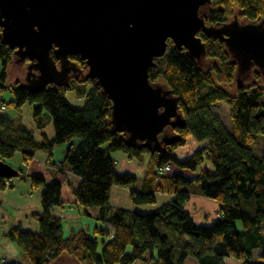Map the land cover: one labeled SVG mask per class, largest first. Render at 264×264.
<instances>
[{
    "label": "trees",
    "instance_id": "trees-1",
    "mask_svg": "<svg viewBox=\"0 0 264 264\" xmlns=\"http://www.w3.org/2000/svg\"><path fill=\"white\" fill-rule=\"evenodd\" d=\"M235 8L244 21L264 19V0H211L205 23L226 22ZM201 36L206 49L201 60L188 57L184 48L179 49L168 40L165 54L155 58L157 65L149 69V80L161 81L172 91L185 118L183 125L173 128L176 140L161 153L127 146L124 134L112 130L109 102L94 79L73 81L66 89L50 84L30 89L17 80L8 83L7 69L14 63L12 49L0 42V102L5 108L29 104L35 124L40 127L38 118L45 114L53 130L51 139L40 133L39 140L34 141L16 119L0 114V160L9 163L13 152L19 151L21 162L26 163L38 149L50 154L56 144L67 143L62 163L79 177L73 190L74 202L84 214L90 207H98L101 212L102 225L94 227L91 236L82 229L70 230L63 236L62 221L51 212L53 207L63 205L60 184L28 174L32 188L42 187L40 211L34 216L37 231L13 226L5 233L28 264H51L61 254L76 264H132L136 260H144L145 264H183L189 256L199 264H223L224 257L239 259L242 264H264V248L257 261L251 260L258 239L252 238V243L245 246L241 237L250 228L264 229V153L258 156L251 148L264 135V73L255 71L250 75L254 80L247 85L237 81V64L222 39ZM232 83L235 90L228 92L224 85ZM81 85L86 89H81ZM67 92L82 98L80 106L71 105ZM2 93L10 98L3 99ZM217 101L230 107L232 132L210 108ZM75 138L78 141L73 144ZM188 138L204 143L190 156L180 158L176 152L186 145ZM116 150L125 151L129 157L148 154L139 188H135L134 176L115 171L110 152ZM165 163L198 172L194 179L177 172L158 174L157 167ZM15 169L17 176L22 174ZM7 181L0 174V189L6 187ZM159 181L170 197L151 210L118 208L111 212L106 206L111 185L128 187L134 206L154 204ZM191 192L217 203V216L211 224L195 223L184 210ZM238 221L241 229L236 225ZM162 229L184 234L188 241L176 251L171 236Z\"/></svg>",
    "mask_w": 264,
    "mask_h": 264
},
{
    "label": "water",
    "instance_id": "water-1",
    "mask_svg": "<svg viewBox=\"0 0 264 264\" xmlns=\"http://www.w3.org/2000/svg\"><path fill=\"white\" fill-rule=\"evenodd\" d=\"M210 1L0 0V42L14 63L27 60L23 84L30 89H66L74 66L68 55H78L82 79H94L109 102L112 130L127 146L161 153L176 140L174 126L185 122L178 98L149 80L168 40L199 61L206 54L199 33L220 37L237 70L264 73V19L207 25ZM0 174L10 179L17 171L0 160Z\"/></svg>",
    "mask_w": 264,
    "mask_h": 264
},
{
    "label": "crops",
    "instance_id": "crops-1",
    "mask_svg": "<svg viewBox=\"0 0 264 264\" xmlns=\"http://www.w3.org/2000/svg\"><path fill=\"white\" fill-rule=\"evenodd\" d=\"M66 98L72 106L76 107L80 106L82 101V98L75 96L72 92H67ZM0 114L16 119L23 128L31 133L34 141L39 140L40 133H43L48 139H51L53 136L52 126L47 116L45 114L39 116L38 121L40 127H38L31 116V106L27 103L22 104L18 108H5L0 111ZM77 141V139H74L72 143ZM203 143L204 142H197L193 138H188L186 145L177 150V156L180 158L188 157L202 146ZM53 156L52 150L51 153L48 154L46 151L38 149L26 163L22 162V164L20 152L14 151L12 156L7 160L13 167L19 169L22 174L8 179L6 187L0 189V261H15L23 264L22 259L24 256L21 250L5 235L10 227L16 226L20 230L29 232L37 231V223L34 216L40 211L39 194L42 187L38 186L32 188L27 177L28 174L39 175L45 182L56 181L60 184V198L63 201V205L53 207L51 212L61 219L63 236H66L70 230L76 229L84 230L85 234L88 232L92 233L94 227L102 225L99 219L101 212H99L98 207L87 208V214H84L81 207L74 202L73 190L79 182V177L66 168L62 160H59L60 156H57V158ZM110 156L112 160H114L115 171L119 174L128 173L134 176L137 180L135 188H139L140 181L144 176L147 166L148 154L143 153L139 157H129L125 151L116 150L110 152ZM185 170L187 169L179 168L177 173L183 175L187 179H194L198 172L197 170H188V173ZM46 171L48 173H46ZM170 174L169 172L167 173V175ZM155 192L156 196H165V201L170 197V193L163 188L161 181L156 183ZM158 205L153 206V208ZM106 206L111 209V212L118 208L139 210L137 208L138 206H134L129 199V188L118 185L110 186ZM217 209L218 205L214 200L201 196L196 192H191L189 194V199L184 205V210L190 215V218L202 224H207L209 222L211 224L216 219ZM193 215H196L197 220L193 218ZM236 225L238 229L242 228L241 222L238 221ZM162 232L171 236L170 238L174 245H176V251H178L179 246L188 241V239L184 240L180 235L171 233L167 229H162ZM263 233V228L257 231L256 227L250 228L242 233V243L245 246L250 244L252 238L258 239V247L252 250L251 260L253 256L258 260L260 251L264 248ZM191 258L193 257L189 256L185 261L195 260L192 262L199 264L195 258ZM223 264H242V262L236 258L231 259V257H224Z\"/></svg>",
    "mask_w": 264,
    "mask_h": 264
},
{
    "label": "rangeland",
    "instance_id": "rangeland-1",
    "mask_svg": "<svg viewBox=\"0 0 264 264\" xmlns=\"http://www.w3.org/2000/svg\"><path fill=\"white\" fill-rule=\"evenodd\" d=\"M233 13L230 16H228L227 20L233 19L234 15L237 16L239 19H241L240 11L238 9L235 8ZM242 21H244V20L242 19ZM26 68H27L26 63L25 64L13 63V64L9 65L8 69H7V82L12 83L15 80H17V81H20V83H25V81H26L25 80ZM254 73H255V71H252V73H250V74L254 75ZM237 75H238V78L243 82L244 85H247L254 80L253 77L248 76L247 72L238 73ZM158 82H161V81H158ZM262 83H264V76H262ZM233 84L234 83L229 84V85H224V87H225V89H227L228 92H233L235 90V84L234 85ZM81 89H86V87L84 85H81ZM1 97L3 99L8 100L10 98V95L7 93H2ZM210 108L220 118V120L225 125L226 129L229 132H232V122H231V118L229 115V112H230L229 105L227 103H225L224 101H217V102L213 103L210 106ZM76 139L77 138H75V140ZM73 144H76V142ZM66 146H67V143L56 144L52 149V153L54 155L53 157L57 158V156L58 157L60 156L59 160H62V157H63L62 152L64 151ZM251 148L256 155L259 156V155L263 154L264 153V135H260L258 137V139L254 143H252ZM42 168L45 170V168L43 166H42ZM177 171H179V168L174 166L173 164H171V170L169 171V173L177 172ZM185 171L188 172V170H185ZM46 173H48V172L46 171ZM165 200H166L165 196L157 195L156 196V202L154 204L138 205L137 208L140 211H148V210L152 209L153 206L161 204ZM193 218L195 220H197L196 215H193ZM195 223H197V222H195ZM197 224H202V223H197ZM207 224H210V222ZM86 235L91 236V233L88 232ZM180 237H182V239H184V240L188 239L187 236L184 234H180ZM99 252H100V245L98 244L97 248H96V253L99 254ZM145 258H147V256H145ZM191 259H194V258H191ZM231 259H235V258L231 257ZM192 261H195V260H187L184 262V264H197L196 262H192ZM252 261H257V258L253 256ZM22 262H23V264H28V262L25 258L22 259ZM51 264H76V263L69 256H67L65 254H61ZM132 264H145V261L144 260H136Z\"/></svg>",
    "mask_w": 264,
    "mask_h": 264
},
{
    "label": "flooded vegetation",
    "instance_id": "flooded-vegetation-1",
    "mask_svg": "<svg viewBox=\"0 0 264 264\" xmlns=\"http://www.w3.org/2000/svg\"><path fill=\"white\" fill-rule=\"evenodd\" d=\"M235 17L238 19L239 22H243L242 19H239L235 15L233 16V19ZM233 19H231V20H233ZM231 20H228L226 22H229ZM199 35H201V33H199ZM68 58L74 63L73 71H71L69 73V83L82 79V73H84V70H85L84 69V62L79 58L78 55L70 54V55H68ZM25 63H27V60H24L23 64H25ZM252 71H259V70L254 66V67H252V69H250L248 71H244V72H247L248 76H250L251 75L250 73H252ZM238 73H243V71L238 70ZM237 81H240V79L238 78V75H237Z\"/></svg>",
    "mask_w": 264,
    "mask_h": 264
},
{
    "label": "built area",
    "instance_id": "built-area-1",
    "mask_svg": "<svg viewBox=\"0 0 264 264\" xmlns=\"http://www.w3.org/2000/svg\"><path fill=\"white\" fill-rule=\"evenodd\" d=\"M5 109V105L0 102V111ZM171 170V163H165L157 167V172L160 175L167 174Z\"/></svg>",
    "mask_w": 264,
    "mask_h": 264
}]
</instances>
